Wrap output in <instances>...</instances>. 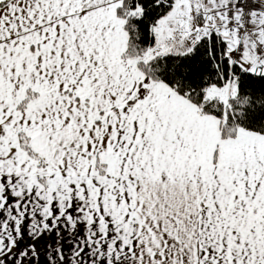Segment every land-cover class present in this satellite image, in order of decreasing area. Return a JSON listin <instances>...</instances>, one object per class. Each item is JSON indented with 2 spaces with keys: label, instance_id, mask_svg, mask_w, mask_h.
<instances>
[{
  "label": "snow or ice",
  "instance_id": "1",
  "mask_svg": "<svg viewBox=\"0 0 264 264\" xmlns=\"http://www.w3.org/2000/svg\"><path fill=\"white\" fill-rule=\"evenodd\" d=\"M0 264H264V0H0Z\"/></svg>",
  "mask_w": 264,
  "mask_h": 264
}]
</instances>
